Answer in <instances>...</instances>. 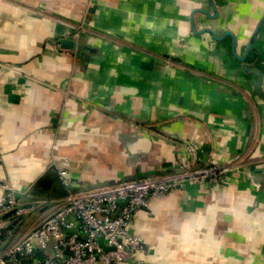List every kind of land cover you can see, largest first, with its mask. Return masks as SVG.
Returning <instances> with one entry per match:
<instances>
[{
    "label": "crops",
    "instance_id": "obj_1",
    "mask_svg": "<svg viewBox=\"0 0 264 264\" xmlns=\"http://www.w3.org/2000/svg\"><path fill=\"white\" fill-rule=\"evenodd\" d=\"M212 2L213 18L209 0H0V198L32 203L16 228L3 216L2 248L62 201L60 169L87 188L212 166L219 183L135 213L139 256L264 264V21L243 60L191 26L243 55L264 0Z\"/></svg>",
    "mask_w": 264,
    "mask_h": 264
},
{
    "label": "built area",
    "instance_id": "obj_2",
    "mask_svg": "<svg viewBox=\"0 0 264 264\" xmlns=\"http://www.w3.org/2000/svg\"><path fill=\"white\" fill-rule=\"evenodd\" d=\"M191 144L187 142L185 147L192 150ZM225 170L206 166L170 178L148 174L78 188L60 169L57 173L66 189L64 198L18 240L0 246V264H151L139 256V252H148V247L131 230L135 213L148 207L151 199L173 192L184 180L219 183ZM1 187L0 230L5 215L16 228L32 203L19 198L8 184Z\"/></svg>",
    "mask_w": 264,
    "mask_h": 264
},
{
    "label": "water",
    "instance_id": "obj_3",
    "mask_svg": "<svg viewBox=\"0 0 264 264\" xmlns=\"http://www.w3.org/2000/svg\"><path fill=\"white\" fill-rule=\"evenodd\" d=\"M209 1H210L211 4L213 5V9H214V14H213V15L209 14L205 9H198V10L202 11V12L205 13L206 15H208V16H210V17L213 18V17L216 16V14H217V10H216V8H215V6H214L212 0H209ZM263 21H264V15H263V16L260 18V20L258 21L257 26L255 27V29H254V31H253L251 37H250V40H249V42H248V45H247V48H246V52H245L243 55H237V54H236V52H235V45H236L237 39H236V36H235L231 31H229V30L223 31V33L221 34V36H217V35H215L214 31H213L212 29H210V28H203V29H200V30L198 31V30L196 29V27H195V24H194V21H193L192 18H191V26H192V29H193L194 31H197V32H210V33L213 35V37L216 38V39H220V38H222L224 35H231V36L233 37V39H234V47L232 48V50H233L234 54H235L239 59L243 60V59H245L246 54H247L248 51L250 50V48H251V46H252V43H253V41H254V38H255V36L257 35V33H258V31H259V29H260V27H261ZM60 42H61V44H62L63 47H71V46L74 44V42L71 41V40H69V39H61ZM244 68H245L246 70H248V71H252V72H254V73L258 76V79H257V80H254L252 84H253V89H254V91H255L256 93H258V94H261V90H260V78H259V77H260V72H259L258 69H256V68H248L247 64L244 65Z\"/></svg>",
    "mask_w": 264,
    "mask_h": 264
},
{
    "label": "trees",
    "instance_id": "obj_4",
    "mask_svg": "<svg viewBox=\"0 0 264 264\" xmlns=\"http://www.w3.org/2000/svg\"><path fill=\"white\" fill-rule=\"evenodd\" d=\"M64 189H65V187H64ZM65 192H66V189H65Z\"/></svg>",
    "mask_w": 264,
    "mask_h": 264
}]
</instances>
